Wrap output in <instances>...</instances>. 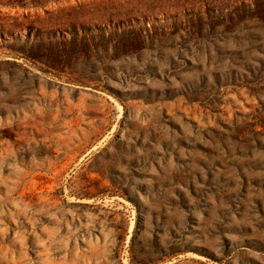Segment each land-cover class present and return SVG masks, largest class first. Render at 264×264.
Here are the masks:
<instances>
[{
  "label": "rangeland",
  "instance_id": "obj_1",
  "mask_svg": "<svg viewBox=\"0 0 264 264\" xmlns=\"http://www.w3.org/2000/svg\"><path fill=\"white\" fill-rule=\"evenodd\" d=\"M0 264H264V0H0Z\"/></svg>",
  "mask_w": 264,
  "mask_h": 264
}]
</instances>
